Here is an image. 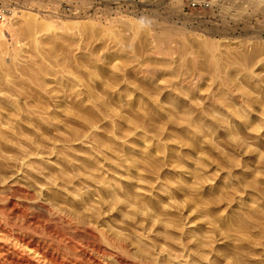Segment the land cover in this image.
<instances>
[{"label":"rangeland","instance_id":"374dc122","mask_svg":"<svg viewBox=\"0 0 264 264\" xmlns=\"http://www.w3.org/2000/svg\"><path fill=\"white\" fill-rule=\"evenodd\" d=\"M0 6L18 13L0 23V77L20 81L11 89L31 112L23 118L0 103V118L7 114L0 125L17 126L45 150L52 137L38 124L57 129L63 190L76 200L86 190H122L114 166L151 160L129 167L137 184L125 201L140 216L152 213L155 201L162 210L154 218L168 227L160 231L164 240H148L144 220L134 222L137 215L120 206L100 220L116 239L181 264L187 254L171 229L191 235L204 223L198 236L218 251L226 234L238 251H264V0H0ZM6 140L11 147L0 146L3 155L26 148ZM87 207L99 213L100 201ZM111 249L95 254L109 262L126 255Z\"/></svg>","mask_w":264,"mask_h":264},{"label":"bare ground","instance_id":"6f19581e","mask_svg":"<svg viewBox=\"0 0 264 264\" xmlns=\"http://www.w3.org/2000/svg\"><path fill=\"white\" fill-rule=\"evenodd\" d=\"M19 82L0 77V103L7 111L30 118L31 112L23 104L22 94L11 89ZM6 118L7 114L2 113L0 122ZM38 128L52 137L49 150L38 146L36 138L34 141L27 140L17 126L6 128L0 125L2 149L11 147L6 137L17 138L26 144V148L20 149L18 155L13 158L0 153V214L6 215L4 218L0 217V264H143V261L150 264H169L158 255L149 257V248L131 246L124 239H116L115 233L100 223L102 215L109 217L113 214L114 207L120 206L123 210H130L137 215L133 218L134 222L144 220L141 229L148 240H164L160 231L167 230L168 227L161 219L154 218L162 208L151 200L149 205L153 212L140 216L125 201L129 199V193L137 184V172L130 171L129 167H144L151 164V160L131 162L130 165L126 164L127 159L122 160L124 169L114 166L118 173L123 175L122 190L116 185H113L112 189L100 188L98 192L86 190L85 193H79L80 200H76L70 190H63L57 181V129L42 124H38ZM26 131L34 136L38 134L31 128ZM129 149H134V145ZM49 159L53 162L46 161ZM36 160H40L41 167L35 166ZM64 169L62 170L65 171ZM69 181L64 179V182ZM149 188L154 190L152 186ZM87 198L100 201L99 213L88 210ZM121 198L122 202L119 201ZM104 211L107 214H104ZM124 221L130 223L127 218ZM87 223L94 225L99 233L84 229V224ZM203 227L204 223L198 224V232ZM171 231L180 235L179 248L187 254V259H181V264H264V251H238L236 249L241 245L235 243L229 234L224 235L223 247L218 251L212 245L213 240L199 238L198 232L188 235L184 227L179 229L177 225L173 226ZM99 237H102L107 245L100 242ZM150 243L152 247L156 246L155 243ZM111 248L126 255L115 257L116 262H109L95 254H112Z\"/></svg>","mask_w":264,"mask_h":264},{"label":"built area","instance_id":"2783aa9c","mask_svg":"<svg viewBox=\"0 0 264 264\" xmlns=\"http://www.w3.org/2000/svg\"><path fill=\"white\" fill-rule=\"evenodd\" d=\"M18 15L16 11H13L11 8L1 7L0 6V23L6 22L10 18H14Z\"/></svg>","mask_w":264,"mask_h":264}]
</instances>
